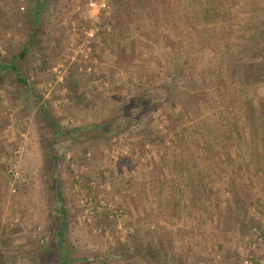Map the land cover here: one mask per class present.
<instances>
[{
	"label": "rangeland",
	"instance_id": "1",
	"mask_svg": "<svg viewBox=\"0 0 264 264\" xmlns=\"http://www.w3.org/2000/svg\"><path fill=\"white\" fill-rule=\"evenodd\" d=\"M39 1L0 0L1 59L27 43ZM88 2L46 0L17 61L30 88L0 75V264H55L54 177L70 264H264V0ZM238 96L256 110L247 139ZM232 117L230 136L218 126ZM52 124L100 128L54 138Z\"/></svg>",
	"mask_w": 264,
	"mask_h": 264
},
{
	"label": "trees",
	"instance_id": "2",
	"mask_svg": "<svg viewBox=\"0 0 264 264\" xmlns=\"http://www.w3.org/2000/svg\"><path fill=\"white\" fill-rule=\"evenodd\" d=\"M46 6V0H40L37 4V6L33 7L30 11V18L29 20H27V27H28V41L25 44V46L19 51V53L17 54H13L12 58L9 61H5L3 59L0 58V75H4L6 72H11L12 75L14 76L15 80L21 84L24 85V87L26 88H30V85L28 83V80L22 75L21 73V65L19 63H17L18 59H23L25 57V55L27 54V52L29 51L30 47H32L35 43V41L38 39V32L41 29V24H42V14H43V10L45 9ZM251 21H254L251 20ZM248 22L246 23V26L243 28H246L248 30L254 28L256 29L257 26L259 25L258 23L255 22ZM256 34V33H255ZM257 35V34H256ZM253 36L254 42H252L249 46H245L244 48H242L243 50L250 48V55H251V63L249 64V74L251 76H255L256 75V64H258V58L259 55H261L262 53V47L260 46L261 41L260 37L258 39V36ZM255 38H257L255 40ZM259 41V42H258ZM238 52V51H235ZM224 93H222L223 95ZM223 96H226V94H224ZM78 101L81 98L78 94L75 96ZM231 97V96H230ZM232 98V97H231ZM237 101H239L241 104L240 105H244L245 108V113L244 118L242 121L240 120L241 123V127H242V131L245 134L246 139L249 138L250 134H255V122H254V117H255V109L253 107V105H251L250 100L251 99H242L240 96H238V98H236ZM39 102V101H38ZM261 105H262V109H260L259 111V115L258 117H263L264 116V96L261 99ZM39 108L42 110L44 109L43 104H40ZM240 109L242 111V107L240 106ZM238 120H236L235 117H232L230 119L228 118H224L222 120H219V128L223 129V133L225 134V132L227 134H232V127L231 124L236 122ZM52 135L54 138H56L59 135H64L67 133H74L76 130H83L85 128H91V129H98L100 128V126L95 125V124H89L83 127H77L75 129H73L71 132L70 130H58L55 128L54 124H52ZM177 134V133H176ZM179 135V134H177ZM259 140L262 143V151H257L255 150V152L253 153V155L256 156L257 159L262 158V156H264V133H257ZM231 136V135H230ZM229 136V137H230ZM228 137V138H229ZM179 143L185 142V138L183 135H180L179 137ZM201 141L204 143L205 146V154L210 157L213 155V150L211 148V144H209V139L205 138V137H201ZM54 159L55 156H53V154L51 155V159ZM257 161V160H256ZM260 164V163H259ZM55 165H52V168ZM261 169H264L263 166H260ZM259 169V168H258ZM52 171V169H51ZM55 180V195L57 197V199L60 202V205L58 207V220L56 222V226L54 229V235H55V244L52 246L53 251L56 253V258H55V264H70L72 261L75 260V258H72L69 256L70 250L67 247L66 241H65V233L67 230V212H66V208L62 205V193H61V185L60 182H58L57 178L54 177Z\"/></svg>",
	"mask_w": 264,
	"mask_h": 264
},
{
	"label": "built area",
	"instance_id": "3",
	"mask_svg": "<svg viewBox=\"0 0 264 264\" xmlns=\"http://www.w3.org/2000/svg\"><path fill=\"white\" fill-rule=\"evenodd\" d=\"M107 1L108 0H89L87 6L90 10H94L96 12H99L100 10H104L107 7ZM98 19H99V17L97 15L95 17V21L98 22ZM96 30H97V28L93 24L90 28H88L84 31V40L82 42V45L88 50L90 49V44L95 37Z\"/></svg>",
	"mask_w": 264,
	"mask_h": 264
}]
</instances>
